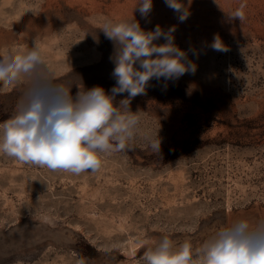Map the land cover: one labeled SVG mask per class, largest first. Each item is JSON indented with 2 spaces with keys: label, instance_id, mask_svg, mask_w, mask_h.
Returning <instances> with one entry per match:
<instances>
[{
  "label": "rangeland",
  "instance_id": "374dc122",
  "mask_svg": "<svg viewBox=\"0 0 264 264\" xmlns=\"http://www.w3.org/2000/svg\"><path fill=\"white\" fill-rule=\"evenodd\" d=\"M137 3L0 0V53L36 40L54 82L73 96L116 83L105 21L175 26V44L197 65L166 88L152 79L132 99L140 130L130 147L102 156L96 172L0 154V264H144V252L165 236L195 251L240 220L264 222V0H183L184 22L164 0H153L147 20ZM238 10L242 22L231 17ZM216 34L227 52L210 47ZM27 86L0 85V122L15 114ZM158 138L155 152L149 143Z\"/></svg>",
  "mask_w": 264,
  "mask_h": 264
},
{
  "label": "clouds",
  "instance_id": "9594fccd",
  "mask_svg": "<svg viewBox=\"0 0 264 264\" xmlns=\"http://www.w3.org/2000/svg\"><path fill=\"white\" fill-rule=\"evenodd\" d=\"M180 22L190 15L183 0H164ZM138 10L146 20L153 10V0H138ZM244 20L242 11L231 16ZM100 30L114 44L110 60L115 85L110 91L101 86L78 88L53 80L41 45L34 40L30 48L13 47L0 53V85L16 87L24 80L28 86L9 119L0 122V154L49 170L79 175L98 171L102 156L130 147L140 130L139 110H131V101L146 94L152 79L175 81L185 73L195 74L197 65L188 53L175 44V26L165 30L159 24L151 31L131 20L105 21ZM163 39L162 44L154 43ZM119 45V48H117ZM210 47L217 52L229 49L219 34ZM192 54L199 53L190 48ZM127 95L116 101L120 94ZM158 135V134H157ZM159 137V136H158ZM149 147L160 152L161 140L151 139ZM144 264H264V222L251 227L240 220L217 232L195 250L190 242L173 244L163 237L143 255Z\"/></svg>",
  "mask_w": 264,
  "mask_h": 264
},
{
  "label": "bare ground",
  "instance_id": "6f19581e",
  "mask_svg": "<svg viewBox=\"0 0 264 264\" xmlns=\"http://www.w3.org/2000/svg\"><path fill=\"white\" fill-rule=\"evenodd\" d=\"M230 1H231V0H230ZM226 2H227V1H226ZM202 8H203V7H202ZM190 9H191V8H190ZM195 9H197V8H195ZM208 11H209V10H208ZM200 13H201V12H200ZM177 19H178V18H177ZM179 23H180V22H179ZM179 23H178V24H179Z\"/></svg>",
  "mask_w": 264,
  "mask_h": 264
}]
</instances>
